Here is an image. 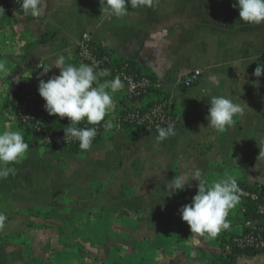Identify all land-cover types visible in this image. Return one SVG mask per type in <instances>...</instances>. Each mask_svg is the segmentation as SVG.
Listing matches in <instances>:
<instances>
[{"label": "crops", "instance_id": "0c3cea01", "mask_svg": "<svg viewBox=\"0 0 264 264\" xmlns=\"http://www.w3.org/2000/svg\"><path fill=\"white\" fill-rule=\"evenodd\" d=\"M236 2L153 0L151 7L129 5L120 18L102 15L100 0H45L40 17L0 12V62L7 69L0 73V132L25 135L4 108L19 80L38 89L41 79L60 74L53 66L60 55L77 67L91 65L78 58L84 34L154 73L180 118L176 134L158 148V133L133 129L106 133L88 151L29 146L10 165L15 174L0 179V264H212L244 232L239 204L215 238L191 234L180 211L197 194V169L209 184L234 177L264 186V75H254L264 64V24L239 20ZM194 70L202 71L200 81L183 87ZM121 83L114 109L127 101ZM212 96L243 109L222 132L207 127ZM177 174L190 183L168 195L166 184ZM228 264H264V252Z\"/></svg>", "mask_w": 264, "mask_h": 264}, {"label": "clouds", "instance_id": "9594fccd", "mask_svg": "<svg viewBox=\"0 0 264 264\" xmlns=\"http://www.w3.org/2000/svg\"><path fill=\"white\" fill-rule=\"evenodd\" d=\"M20 2L25 15L40 17L44 11L45 0ZM152 3L153 0H100L102 15L107 13L117 18L128 14L129 5L135 9L151 7ZM233 7L239 10V20L249 24H264V0H237ZM3 10L4 8L0 7V12ZM53 66L60 68V74L47 81L41 79L38 87L40 96L46 101L45 109L50 115L69 118L72 127L65 128L66 138H75L79 148L88 151L97 135V128L86 125H99L114 109L112 94L122 87L120 77L116 76L101 83V77L110 74L108 69L96 71L92 65L77 67L66 63L63 55L55 60ZM43 69L44 73H47L51 68L43 65ZM0 73H7L3 62H0ZM254 75H264V64L255 68ZM209 104L211 106L206 117L209 121L207 127L221 132L234 123V117L243 112L239 104L226 96H212ZM81 122H84V127L80 126ZM111 126V121H108L107 127ZM175 134L173 124L158 128L155 147L158 148L165 139ZM28 150L29 145L20 131L0 132V179L15 174L14 167L10 165L20 163ZM191 175V181H198V191L191 203L180 209L182 219L190 226L191 234L215 238L222 229L229 227L227 216L239 203L241 189L234 177L209 184L201 170L197 169ZM189 183L185 176L177 174L166 184L168 195L184 190Z\"/></svg>", "mask_w": 264, "mask_h": 264}, {"label": "built area", "instance_id": "2783aa9c", "mask_svg": "<svg viewBox=\"0 0 264 264\" xmlns=\"http://www.w3.org/2000/svg\"><path fill=\"white\" fill-rule=\"evenodd\" d=\"M2 3H7L15 12H21L20 0H0ZM92 39L89 34H84L81 42L80 55L84 60L94 67H98L104 62L108 61L107 58H98L93 54ZM118 73L122 82L126 86L127 99L146 93L151 87H160L158 82L152 81L145 75H140L129 63H125L119 68ZM202 77L201 70H194L183 76L181 84L185 88L194 86L200 81ZM25 101L21 105V121L25 124L32 125L40 135L36 134L34 137L43 144L56 143L59 145H73L78 141L69 136L66 138L65 132H51L47 124L39 117L38 110L35 106V89L33 87H25L21 93ZM108 121H111L112 126L107 127ZM180 118L178 113L171 102L167 99L157 102L152 106L141 110L137 106H124L113 109L108 116L105 117L99 125L92 127L97 128V135L93 142H96L106 133H111L122 129L126 124L131 125L132 129L138 133L148 134L151 132L158 133V128L167 127L168 124L178 126ZM240 196L248 197L253 201L259 200V194L255 191L241 189ZM244 214V210L242 211ZM257 213L264 215V202H259L257 205ZM244 232L234 237V245L240 249H249L264 252V227L258 225L252 219H246L244 222ZM227 264V263H223Z\"/></svg>", "mask_w": 264, "mask_h": 264}, {"label": "trees", "instance_id": "16d2710c", "mask_svg": "<svg viewBox=\"0 0 264 264\" xmlns=\"http://www.w3.org/2000/svg\"><path fill=\"white\" fill-rule=\"evenodd\" d=\"M2 6L4 7L6 11V18H10L12 13L15 11L5 2H1ZM21 14H24L23 11L19 12ZM92 50L93 54L97 56L98 58H107L108 61L104 62L96 68V71H99L101 69H108L110 74L108 76L101 77L100 82L103 83L106 80H112L116 76H119L118 70L121 68L122 65L125 63H129L131 68H133L137 73L140 75H145L149 77L152 81L158 82V79L154 73H148L144 67L138 63L135 60L132 59H126L117 56L114 52H110L108 49L104 48L103 46L93 43L92 42ZM80 53V49L78 51ZM78 53V54H79ZM82 61H85L82 57H78ZM121 79V78H120ZM27 87L25 86L21 80L17 83V85L14 87V89L7 95V97L4 100V108L5 109H10L12 110L18 117L19 120V125L25 129V135L24 140L25 142L31 146V145H36L38 143H41L39 140L32 143V137L34 135L38 134L42 136V133H38L36 129L32 125L25 124L21 121V105L25 101L24 96L21 95L22 91L24 88ZM35 89V88H34ZM35 106L38 110L39 117L42 118V120L47 124L48 129L51 132H65V128L72 127L70 125L71 121L69 119H64L60 118L57 115H50L46 109H45V104L46 101L40 96L38 89H35ZM170 99V95L166 93L161 87H151L147 90L146 93H142L139 96L126 99L127 101L123 104L124 106H137L141 110H145L146 108L152 106L153 104L157 102H161L164 100ZM81 127H84L85 124L84 122H81L80 124ZM87 127H92L94 125H86ZM124 130H131L132 127L129 124H126L122 127ZM50 146L52 149L57 148L56 143H49L47 144ZM77 145V144H76ZM78 148V145L75 146ZM240 189H247L251 191H255L259 194V200L253 201L249 199L248 197L245 196H240L239 200V206L241 211L244 210V222L246 219H252L255 221L256 224L261 225L264 227V215H260L257 213V205L259 202H264V186L263 185H257V186H247L245 184H238ZM247 230V228H245ZM234 237L230 238L227 243L224 244L225 251L223 252L222 255L216 256V258L213 260L212 264H223V263H229L232 258L236 255H254L256 253H260V251H255V250H249V249H240L237 248L234 245ZM227 251H230L227 253Z\"/></svg>", "mask_w": 264, "mask_h": 264}, {"label": "rangeland", "instance_id": "374dc122", "mask_svg": "<svg viewBox=\"0 0 264 264\" xmlns=\"http://www.w3.org/2000/svg\"><path fill=\"white\" fill-rule=\"evenodd\" d=\"M139 134H143V133H141V132H138Z\"/></svg>", "mask_w": 264, "mask_h": 264}]
</instances>
